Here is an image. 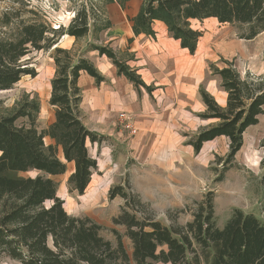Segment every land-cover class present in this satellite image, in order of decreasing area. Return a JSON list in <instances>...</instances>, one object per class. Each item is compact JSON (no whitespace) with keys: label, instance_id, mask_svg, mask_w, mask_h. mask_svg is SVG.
I'll use <instances>...</instances> for the list:
<instances>
[{"label":"trees","instance_id":"1","mask_svg":"<svg viewBox=\"0 0 264 264\" xmlns=\"http://www.w3.org/2000/svg\"><path fill=\"white\" fill-rule=\"evenodd\" d=\"M125 1L118 0L121 6ZM204 18L235 26L238 37L250 40L264 31V0H144L131 18V28L135 36H154L151 23L159 20L168 36L193 54L202 32L193 28L190 20ZM87 20L82 8L66 28L53 27L27 0H8L0 7V91L25 75H36L24 59L28 53L51 50L54 63L48 99L54 120L46 128L37 130L39 104L35 97L24 96L6 112H2L0 99V256L20 264H264V220L234 208L219 227L211 190L194 202L190 219L178 225L142 215L125 186H110L108 198L119 195L123 199L119 213L111 218L115 243L103 236V226L89 215H70L63 209L57 183L49 175L62 174L67 163L73 164L67 188L82 194L98 167L87 142L100 144L107 137L83 123L78 86L81 73L94 78L96 84L104 80L103 75L80 51L58 46L63 35L83 37L89 28ZM107 27L103 25V29ZM88 47L108 57L117 73L133 86L151 89L108 45ZM209 68L226 93L225 105H219L200 85L198 93L205 109L198 116L209 122L197 128L186 144L198 153L204 142L225 137L228 151L224 159L229 162L241 148L247 127L264 114V78H242L231 64H210ZM45 137L52 143L46 144ZM261 146L260 165L264 168V137ZM29 170L37 174L19 175ZM46 201L50 203L45 205ZM119 226L123 233L117 230ZM123 236L130 240L131 254Z\"/></svg>","mask_w":264,"mask_h":264},{"label":"rangeland","instance_id":"2","mask_svg":"<svg viewBox=\"0 0 264 264\" xmlns=\"http://www.w3.org/2000/svg\"><path fill=\"white\" fill-rule=\"evenodd\" d=\"M27 1L44 13L53 27L66 28L77 11L84 8L88 14V32L79 39L63 35L58 46L80 51L105 75L108 72L101 66L111 64V61L98 55L97 51L88 50V46L118 44L120 47L113 50L116 55L136 69L143 81L154 79L157 83H150L153 86L151 92L141 89L135 97L133 86L128 85L122 95H117L107 80L97 86L92 84L96 92H91V87L82 88L83 123L107 137L100 144L87 142L98 167L90 177L95 180L82 194L68 191L67 177L72 172V164H68L62 174L49 175L57 183L56 194L62 199L67 213L89 215L103 226V236L115 243L110 232L111 218L119 213L123 199L118 195L110 200L107 190L122 184L133 196L131 203L138 207V212L163 224L187 222L194 202L209 190L214 193L213 205L219 227H223L234 208L264 220V168L260 165L264 114L258 117L256 124L247 127L241 148L229 162L224 159L228 151L224 137L204 142L198 153L186 144L197 128L209 122L198 116L205 109L198 93L199 86L202 85L219 105H225V92L219 87V78L211 74L210 64L218 67L231 64L242 78L249 80L264 78V31L246 40L238 37L239 29L235 26L218 23L213 18L191 19V26L202 35L195 52L188 55L182 53L178 45L174 50H167L153 42L170 39L167 32L157 29L155 23L152 24L154 36H133L131 16L138 13L144 0H127L124 6L118 0ZM7 2L0 0V7ZM104 24L108 25L106 29H103ZM50 53L51 50L28 53L24 59L36 75H25L8 90L0 91L2 112L9 111L26 95L37 99L38 131L54 120L53 108L48 104L50 80L54 76ZM120 109L132 118L138 128L136 133L124 128L125 120L118 116ZM45 143H49L48 137H45ZM36 173L29 170L19 175L27 177ZM49 203L46 201L45 205ZM116 228L123 233L122 226ZM122 238L127 253L131 254L130 240L125 236ZM0 264L20 263L0 256Z\"/></svg>","mask_w":264,"mask_h":264},{"label":"crops","instance_id":"3","mask_svg":"<svg viewBox=\"0 0 264 264\" xmlns=\"http://www.w3.org/2000/svg\"><path fill=\"white\" fill-rule=\"evenodd\" d=\"M134 16V15H133ZM133 16H131V18L133 17ZM153 23H155L156 25H157V29H159L160 31H162V32H164V33H166L167 31H166V27H165V24H163L161 21H156V20H154L152 23H151V25L153 24ZM153 28V27H152ZM132 31V30H131ZM133 33V32H132ZM140 35H143V34H140ZM133 36H135L134 34H133ZM131 42V41H130ZM153 42H155L158 46H162V47H165L167 50H169V49H172V50H174L175 49V47H176V45H178L179 46V49H180V51H182V53H186V54H188V52H187V50L186 49H183V48H181L180 47V45H179V41L178 40H176V39H172V38H170V39H159V40H157V41H155V40H153ZM123 43V42H122ZM123 45V44H122ZM198 45V44H197ZM108 46L112 49V50H114V49H116V47L118 46V44H115V43H108ZM118 47H120V46H118ZM188 55H192V54H188ZM100 56H104V57H106L105 55H100ZM107 59H109L108 57H106ZM110 60V59H109ZM95 65V64H94ZM95 67H96V69H97V71L98 72H100V69H98L97 68V66L95 65ZM101 68L102 69H104V70H106L108 73L107 74H105L104 75V73L103 72H100L102 75H103V77H104V80L103 81H101V82H99V84L100 83H102V82H104V81H109L110 83H112V88H111V90H113V93H116L117 95H122L123 93H124V89L125 88H127L128 87V85L129 86H133V84L131 83V82H129L127 79H126V77L124 76V75H120V74H118L117 73V71H116V67L111 63V64H107L106 66H101ZM133 68V67H132ZM134 69V68H133ZM135 71H136V73L138 74V72H137V70L135 69ZM139 75V74H138ZM140 76V75H139ZM140 79L142 80V78H141V76H140ZM142 82L144 83V85H147V86H151V89L150 90H147L146 88H144V87H142V86H140L139 88H137V87H135V86H133L134 87V89H135V91L136 92H134L133 90H132V95L135 97V94L137 93V94H140V92H141V89H144V90H146L147 92H151L152 90H153V86L150 84V83H152L153 85H157V83H155L154 82V79H151L149 82H146V81H143L142 80ZM197 82H198V80H197ZM196 82V83H197ZM95 84L96 86L97 85H99V84H96L95 83V81H94V78H92L91 76H89L87 73H81V75H80V77H79V79H78V86H79V88H81V98H82V88L83 87H91L92 86V84ZM199 89V88H198ZM83 90H84V88H83ZM89 90H91V92H96V87L94 86V87H91V88H89ZM225 96H226V93H224V95H223V98H224V102L223 103H225V101H226V98H225ZM201 101H202V99H201ZM125 102V101H124ZM147 102V99L145 98V101H144V103H146ZM203 103V102H202ZM122 104H126V103H122ZM121 112H124L125 113V115L127 114V112L124 110V109H120V111H118V114L119 113H121ZM127 116V115H126ZM129 118V120H130V122H132L133 123V125H134V127L136 128V130L138 129L137 128V126L134 124V121H132V118L130 119V117H128ZM102 134V133H101ZM104 135V134H103ZM106 136V135H105ZM218 138H220V137H218ZM225 138V137H224ZM49 139V138H48ZM213 140V139H212ZM49 143H52V140H50L49 139ZM188 145V144H187ZM190 147H191V145H189ZM191 149L193 150V147H191ZM59 155H60V158L63 160V156H62V153H61V149L59 150ZM68 164H71V163H67V165ZM73 165V164H72ZM72 170H73V168H72ZM95 179L93 178L91 181H90V183H92L93 181H94ZM89 183V184H90Z\"/></svg>","mask_w":264,"mask_h":264},{"label":"built area","instance_id":"4","mask_svg":"<svg viewBox=\"0 0 264 264\" xmlns=\"http://www.w3.org/2000/svg\"><path fill=\"white\" fill-rule=\"evenodd\" d=\"M118 116L120 117V119L125 120L123 126L125 129H127L129 132L132 131V133H136V128L134 127L133 123L130 122V120L128 119V117L125 115L124 112H121L118 114Z\"/></svg>","mask_w":264,"mask_h":264},{"label":"water","instance_id":"5","mask_svg":"<svg viewBox=\"0 0 264 264\" xmlns=\"http://www.w3.org/2000/svg\"><path fill=\"white\" fill-rule=\"evenodd\" d=\"M72 173V172H71ZM37 174V173H36ZM35 176V175H34ZM59 197V196H58Z\"/></svg>","mask_w":264,"mask_h":264}]
</instances>
